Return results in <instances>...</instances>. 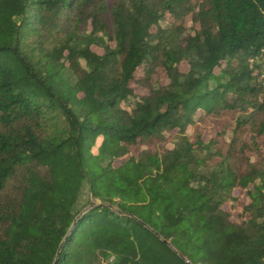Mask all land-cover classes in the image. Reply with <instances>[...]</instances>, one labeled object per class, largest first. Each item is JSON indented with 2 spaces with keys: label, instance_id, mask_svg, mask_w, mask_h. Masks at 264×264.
I'll return each mask as SVG.
<instances>
[{
  "label": "trees",
  "instance_id": "trees-1",
  "mask_svg": "<svg viewBox=\"0 0 264 264\" xmlns=\"http://www.w3.org/2000/svg\"><path fill=\"white\" fill-rule=\"evenodd\" d=\"M263 46L264 0H0V264H264Z\"/></svg>",
  "mask_w": 264,
  "mask_h": 264
},
{
  "label": "rangeland",
  "instance_id": "rangeland-1",
  "mask_svg": "<svg viewBox=\"0 0 264 264\" xmlns=\"http://www.w3.org/2000/svg\"><path fill=\"white\" fill-rule=\"evenodd\" d=\"M258 63H260V67L262 68L260 72H262L260 75H259V79H262L264 80V56H259L257 59H255ZM185 66V65H184ZM258 67V66H257ZM165 78V77H164ZM163 78V80H164ZM143 88H139L138 91H142ZM260 96H263V92H261V95ZM134 102V97H128L124 100L121 101V105L127 107L128 109L131 108L132 104ZM229 133V131H227V134ZM96 145L93 146V148H95ZM84 197V196H83Z\"/></svg>",
  "mask_w": 264,
  "mask_h": 264
},
{
  "label": "built area",
  "instance_id": "built-area-1",
  "mask_svg": "<svg viewBox=\"0 0 264 264\" xmlns=\"http://www.w3.org/2000/svg\"><path fill=\"white\" fill-rule=\"evenodd\" d=\"M262 49H263L262 53L260 55H258L255 59H257L259 56H264V46ZM262 84L264 85V80H262Z\"/></svg>",
  "mask_w": 264,
  "mask_h": 264
}]
</instances>
